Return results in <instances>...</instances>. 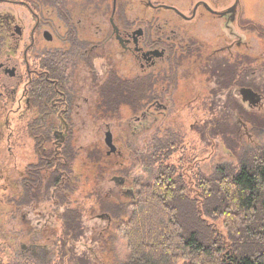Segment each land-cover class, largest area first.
<instances>
[{
    "label": "rangeland",
    "instance_id": "obj_1",
    "mask_svg": "<svg viewBox=\"0 0 264 264\" xmlns=\"http://www.w3.org/2000/svg\"><path fill=\"white\" fill-rule=\"evenodd\" d=\"M33 4L41 25L37 42L27 53V68L24 51L31 45L35 14L0 1V62L10 57L19 63L16 78L0 73V79L6 78L13 86L20 85L15 95L9 91L8 97L0 101V264H127L131 254L119 227L122 220L131 215L139 187L153 183L165 167L175 168L176 177L188 187L187 194L202 208L206 199L198 181L200 176L215 178L220 169L236 171L241 158L264 147V105L245 109L244 114L238 115L237 107L230 103L226 120L222 113L226 106L223 107L222 102L210 107L206 77L182 76L178 82L183 98L172 101L166 114L158 112L156 117L141 123L136 120L139 113L123 106L118 108L117 116L105 118L103 114L99 120L93 107L95 77L77 71L76 80L70 85L74 84L76 89L82 86V95L89 102L81 98L80 113L74 115L77 121L72 125L71 144L75 155L65 200L62 202L59 194L51 197V191H44L39 201L19 209L14 199L18 197L20 172L38 160L28 129L35 114L32 108H26L23 87L35 77L28 72L42 71L41 64L54 61L60 74L67 64L61 41L60 13L53 7L50 12L47 0H34ZM245 5L246 17L261 25L264 31V0H246ZM9 15L20 16L23 37L18 42L4 29ZM44 30L51 31L52 41L44 39ZM252 36L253 33L247 32L248 39ZM255 45L264 51V38H258ZM260 77L264 85L263 70ZM104 78L101 77V81ZM194 86L198 100L190 104L183 90ZM238 118L248 123V132L238 131L242 125ZM107 132H111L117 148L112 154H108L110 147L105 142ZM120 176L125 177V183L113 179ZM109 202L126 206L122 220L121 217L111 221L109 216L98 217L107 213L104 205ZM71 209L79 210L83 233L66 247L61 239L63 216ZM183 213L188 222L193 223L192 210ZM208 223L228 240L223 219H208ZM35 232L39 244L36 252L29 249Z\"/></svg>",
    "mask_w": 264,
    "mask_h": 264
},
{
    "label": "flooded vegetation",
    "instance_id": "obj_2",
    "mask_svg": "<svg viewBox=\"0 0 264 264\" xmlns=\"http://www.w3.org/2000/svg\"><path fill=\"white\" fill-rule=\"evenodd\" d=\"M0 1L35 14L36 23L30 34L31 45L24 51L28 68L27 53L37 42L41 25L34 0ZM245 1L47 0L50 12L53 7L62 18L61 41L67 64L61 74L54 61L41 64L40 72H28L29 76L35 77L24 85L22 98L25 99L26 108H32L35 114L28 129H34V135L30 132V136L34 140L38 160L20 172L18 197L14 199L18 208L36 203L44 191H51V197L57 194L64 197V193L68 192L75 155L71 144L72 125L77 121L74 115L80 113L81 98L88 100L82 95V86L76 89L74 84L70 85L76 80L74 76L77 71L95 77L93 107L99 120L103 114L105 118L118 115V112L110 114L102 110V91L105 81L112 76L131 83L138 78L142 81L141 100L137 106L140 110H134L130 103L119 106H128L139 113L140 117L136 116V120L141 123L148 122L152 116L156 117L158 112L166 114L172 101L176 102L177 98L182 97L178 82L182 76H205L209 92L207 100L212 102L210 107L222 102L223 107L226 106L222 111L226 120L230 103L237 107L238 115L244 114L245 109L264 105V85L260 77L261 71H264V51L255 45L258 38H264V31L261 25L246 17ZM19 19L20 16L9 15L4 23L5 31L16 42L23 37V26ZM45 31L49 30L43 31V37ZM247 32L253 33L250 39ZM51 35L52 39L47 41L53 40ZM0 73L16 78L19 63L8 57L0 62ZM101 77H105L104 80L101 81ZM131 83L124 85V88L129 90ZM19 86L10 85L6 78L0 79V101L8 97L9 91L15 95ZM243 88L252 89L260 95V99L254 97L247 100L242 93ZM195 91V86L183 90L189 95L184 98H189L190 104L198 100ZM238 121L242 123L238 131L244 129L248 132V123L241 118ZM115 152L109 151L108 154ZM70 156H73L71 161ZM113 179L125 183L123 176ZM130 193L132 195V190H129ZM108 204L111 203L104 205L107 213L98 217L109 216L111 221L113 216L109 213ZM36 232L29 247L34 252L39 245Z\"/></svg>",
    "mask_w": 264,
    "mask_h": 264
},
{
    "label": "trees",
    "instance_id": "obj_3",
    "mask_svg": "<svg viewBox=\"0 0 264 264\" xmlns=\"http://www.w3.org/2000/svg\"><path fill=\"white\" fill-rule=\"evenodd\" d=\"M129 83L117 76L105 81L103 113L118 112L126 103L140 110L142 81L138 78L125 89ZM30 132L34 135V129ZM178 178L167 166L153 183L141 185L127 220H122L126 206L107 205L113 218L121 217L119 231L131 254L127 264H264V147L241 158L236 171L200 176L206 199L202 208ZM188 209L194 213L191 224L183 216ZM64 214L61 239L67 247L82 235L83 225L79 210ZM208 219H223L228 240Z\"/></svg>",
    "mask_w": 264,
    "mask_h": 264
},
{
    "label": "water",
    "instance_id": "obj_4",
    "mask_svg": "<svg viewBox=\"0 0 264 264\" xmlns=\"http://www.w3.org/2000/svg\"><path fill=\"white\" fill-rule=\"evenodd\" d=\"M18 29H19V27H18ZM44 37H45L46 40H51L52 39V35H51V33L49 31H45L44 32ZM242 93L245 95V98L247 100H249V99L253 100L254 97H257L256 100L260 99V95L255 93L252 89L243 88L242 89ZM105 142L110 147V151L111 152H115L116 151V147L113 144V138H112L111 132H107V136H106Z\"/></svg>",
    "mask_w": 264,
    "mask_h": 264
}]
</instances>
